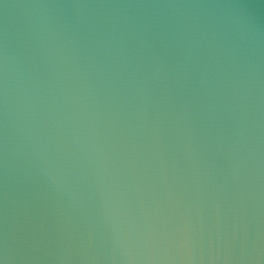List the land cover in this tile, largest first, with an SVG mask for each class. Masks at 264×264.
I'll return each mask as SVG.
<instances>
[{
    "label": "water",
    "instance_id": "water-1",
    "mask_svg": "<svg viewBox=\"0 0 264 264\" xmlns=\"http://www.w3.org/2000/svg\"><path fill=\"white\" fill-rule=\"evenodd\" d=\"M0 264H264V0H0Z\"/></svg>",
    "mask_w": 264,
    "mask_h": 264
}]
</instances>
